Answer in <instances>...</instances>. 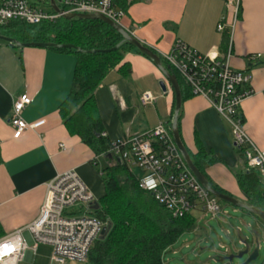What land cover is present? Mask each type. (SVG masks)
I'll list each match as a JSON object with an SVG mask.
<instances>
[{
	"label": "crops",
	"instance_id": "obj_1",
	"mask_svg": "<svg viewBox=\"0 0 264 264\" xmlns=\"http://www.w3.org/2000/svg\"><path fill=\"white\" fill-rule=\"evenodd\" d=\"M54 1L61 6V0ZM130 1L120 27L157 55L182 42L202 55L216 48L218 57L224 56L223 32L216 30L224 20L231 43L230 65L250 76L253 91L240 107L244 129L254 146L264 152V0H240L234 24L226 0ZM253 55H259L258 60L250 61ZM75 63L71 53L18 48L0 41V239L36 220L47 185L62 173L74 171L95 202L104 195L97 164L103 157L95 156L69 134L59 116V107L71 89ZM122 64L130 68L129 76L123 77L115 68L94 93L108 141L145 133L159 122L168 124L172 115L173 93L157 68L134 51L124 55ZM160 82L165 83V92ZM145 93L154 102L142 106L140 97ZM22 95L32 99L21 113L22 120L27 124L44 121V125L13 139L11 106ZM180 131L187 149L195 153L196 135L205 153L214 159L208 165L202 162L209 184L244 201L236 181L244 166L233 145L231 128L204 98L186 96L183 100ZM261 182L264 186V176ZM256 229L264 237L258 222ZM25 239L29 242L27 235ZM31 258L26 254L21 264H30Z\"/></svg>",
	"mask_w": 264,
	"mask_h": 264
},
{
	"label": "built area",
	"instance_id": "obj_2",
	"mask_svg": "<svg viewBox=\"0 0 264 264\" xmlns=\"http://www.w3.org/2000/svg\"><path fill=\"white\" fill-rule=\"evenodd\" d=\"M60 5L66 14H98L119 26L124 17L111 0H61ZM225 7L234 24L239 16L240 0H226ZM58 18L61 17L39 9L28 0H0V29L17 22L30 26L52 23ZM223 21L216 26L219 33L224 32ZM160 56L188 86L190 95L204 98L230 126L233 145L241 152L247 168L264 176V152L247 136L240 113L242 102L253 94L250 76L231 67L230 38L222 57H218L216 48L202 55L182 42H176L169 52ZM258 58L259 55H253L249 60ZM31 102L26 95L12 102L9 123L14 130L13 139L44 125V121L27 124L22 120L21 113ZM153 102L154 98L147 93L140 97L142 106ZM102 137L106 138V134L102 133ZM108 154L125 163L130 173L136 170L138 189L150 194L172 218L200 212L215 219L221 212L220 202L186 167L166 123L159 122L152 130L139 135L109 141ZM94 203L93 196L74 171L58 175L47 185L36 220L0 239V264H21L26 254L31 257L36 253L39 245L51 248L49 264L85 263L93 243L106 227L92 215Z\"/></svg>",
	"mask_w": 264,
	"mask_h": 264
},
{
	"label": "trees",
	"instance_id": "obj_3",
	"mask_svg": "<svg viewBox=\"0 0 264 264\" xmlns=\"http://www.w3.org/2000/svg\"><path fill=\"white\" fill-rule=\"evenodd\" d=\"M111 2L123 13L131 4L128 0H111ZM42 10L53 13L48 0L43 4ZM0 36L22 44L72 45L82 51L110 50L122 41V37L116 31L101 21L62 18L36 26L12 23L0 29ZM228 38V32H223L220 44L223 51L227 49ZM49 50L71 53L76 57L71 89L58 110L63 125L69 134L78 137L95 156L103 157L108 163L105 169L100 172L98 170L104 195L94 203L98 209L92 210V215L105 223L108 231L93 243L87 262L89 264H163V255L177 240L183 234L196 229L195 219L191 215L172 218L167 211L155 203L150 194L138 189L136 176L128 171L125 163L116 158H109V141L102 137L103 128L94 99L95 90L113 69L118 68V72L123 77L129 76L130 68L122 64L124 55L131 51L139 53L126 43L116 51L108 53L85 54L67 49ZM158 56L163 67L176 77L183 102L186 96H191L188 86L168 67L161 56ZM166 125L170 129V121ZM177 128L192 163L207 179L202 162L208 165L214 159L208 157L196 135H194L195 153L186 148L180 131V112ZM238 154L242 159L244 170L236 175V181L244 201L264 213V186L261 176L258 171L247 168L241 152L238 151ZM212 187L228 195L217 187Z\"/></svg>",
	"mask_w": 264,
	"mask_h": 264
},
{
	"label": "water",
	"instance_id": "obj_4",
	"mask_svg": "<svg viewBox=\"0 0 264 264\" xmlns=\"http://www.w3.org/2000/svg\"><path fill=\"white\" fill-rule=\"evenodd\" d=\"M49 6L53 13L59 15L64 20H72V19H78V20H97L101 21L104 24L111 27L114 31H116L121 37L122 41L117 44L114 48L110 50H93V51H82L81 49L74 47L72 45H56L51 43H28V44H22L19 43L13 39L6 38L3 36H0V41L10 45L15 46L18 48H43V49H67V50H74L79 53H85V54H97V53H108L112 51H116L122 44H128L132 48H134L141 56H143L146 60H148L153 66L157 68V70L161 73V75L164 78V81L169 85V87L172 90L173 93V99H174V106L173 111L171 115L170 120V133L172 140L180 153L186 167L190 170V172L194 175V177L197 179L199 184L214 198H216L219 202L229 205L234 209L242 210L253 217H255L264 227V213L260 211L259 209L250 206L245 201L238 200L236 198H233L231 196L222 194L218 191H216L207 181L205 176L194 166L192 163L189 154L187 153L185 147L183 146L178 128H177V122H178V116L181 109V93L180 89L176 80V77L172 74H170L167 70V68L163 67L161 60L159 56L153 52L150 48L143 45L140 41L135 39L133 36L129 35L122 27L115 24L114 22L110 21L109 19L98 15V14H66L63 10L59 8V6L56 4L54 0H48ZM159 87L162 92H165L166 86L164 82L159 83ZM110 159H112L111 156H109ZM93 211H96L98 209V206L93 204L91 207ZM108 231V227L102 228L100 232L99 238H102L105 233ZM250 238H240V245L242 246V249L236 253H233L229 256H226L224 258H218L216 261L220 264H251L255 262V260L258 257L259 252V239H260V232L257 229H253L248 227L247 229ZM235 262V263H234Z\"/></svg>",
	"mask_w": 264,
	"mask_h": 264
},
{
	"label": "rangeland",
	"instance_id": "obj_5",
	"mask_svg": "<svg viewBox=\"0 0 264 264\" xmlns=\"http://www.w3.org/2000/svg\"><path fill=\"white\" fill-rule=\"evenodd\" d=\"M43 9L47 0H28ZM98 169L106 168L105 160H97ZM136 171V170H134ZM102 185V184H101ZM221 212L215 219L205 217L200 212H192L196 229L183 234L163 255V264H220L216 260L224 258L242 249L240 238H250L248 227L256 229V222L263 225L252 215L220 202ZM264 228V227H263ZM258 257L251 264H264V237L260 235ZM51 248L39 245L30 264H49ZM235 263V262H234ZM68 264H89L68 263Z\"/></svg>",
	"mask_w": 264,
	"mask_h": 264
}]
</instances>
